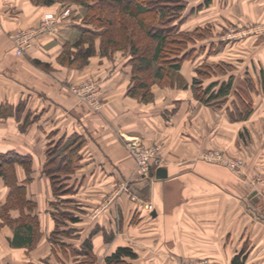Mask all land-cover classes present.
Masks as SVG:
<instances>
[{"label":"crops","instance_id":"0c3cea01","mask_svg":"<svg viewBox=\"0 0 264 264\" xmlns=\"http://www.w3.org/2000/svg\"><path fill=\"white\" fill-rule=\"evenodd\" d=\"M56 2L0 0V153L31 157L30 174L17 164L16 175L19 182L31 177L27 197L37 203L32 215L39 219L34 244L18 246L0 217V264H114L106 258L119 247L135 254L123 256L124 264H264V32L203 39L179 69L185 84H152V98L144 99L130 93L135 79L128 58L92 55L85 69L60 61L89 28L77 10L17 56L9 34L58 12ZM184 11L183 30L264 25V0H186ZM217 42L222 46L214 51ZM203 63L231 66L204 80L217 81V90L234 76L228 95L210 102L196 97L192 83ZM89 76L102 80L98 111L68 88ZM247 77L248 96L240 86ZM133 146H158L160 163L148 175ZM52 148L73 156L74 172L65 175L58 196L45 173ZM214 148L241 158V170L202 157ZM9 191L0 175L2 204ZM52 202L76 218L62 217L55 238ZM21 214L11 211L12 219Z\"/></svg>","mask_w":264,"mask_h":264},{"label":"trees","instance_id":"16d2710c","mask_svg":"<svg viewBox=\"0 0 264 264\" xmlns=\"http://www.w3.org/2000/svg\"><path fill=\"white\" fill-rule=\"evenodd\" d=\"M44 4L51 5L58 0H38ZM83 4L87 10L93 11L101 9L104 2L109 0H77ZM115 5L112 6L113 17L108 21V27L105 31L106 45L102 44L103 51L108 50L107 45L111 44H127L131 46L130 63H132V70L134 72L135 84L130 90L132 95H139L141 92L144 99L152 98L151 86L155 82L160 84H167L178 82L180 85L185 84L179 69L181 68L184 60L191 54L195 53L197 42L202 39L198 38L205 32V27L199 26L194 30L181 29L182 22L185 19L183 12L186 7V0H110ZM92 12V13H93ZM94 14V13H93ZM116 15V17H115ZM95 16V15H93ZM98 21L104 19L102 14L96 16ZM159 21L156 24H149V20ZM129 20H135L138 22L140 29L143 30V34L140 35L139 31L128 30L127 34L114 37L115 31L113 30L115 25H120L122 31H125L128 26ZM113 31V33H112ZM117 34V33H116ZM102 36V34L100 35ZM99 33L93 29H86L82 32L81 36L69 46L70 49L66 50L60 58V61L74 65L77 59L88 60L92 55L96 53V39ZM198 36V37H197ZM103 37V36H102ZM141 37L145 39L143 53H141L142 44ZM69 45V44H68ZM193 45V46H192ZM222 46V43H221ZM220 46V48H221ZM218 48V47H217ZM214 49V51L218 50ZM211 49L210 51H212ZM225 66V67H224ZM220 65L215 63H203L197 68V76L193 79V88L197 98L210 102L213 99L220 96H226L230 93L233 84L234 76H230L228 80L221 83L217 90L213 89L217 81H212L209 84L204 85V80L210 78L212 75L223 73L227 69L231 68L230 65ZM243 82L250 83L251 77L240 80L241 91L246 96L249 95L248 91L244 90ZM248 112L250 110H247ZM60 148H52L48 151L49 159L45 166V173L50 178L53 192L55 195H60L65 191V179L66 174L74 172L71 167V160L69 157L63 156ZM70 161V162H69ZM32 159L29 155H22L15 151H7L0 153V175L4 178L5 183L10 188L7 201L3 203V208L13 204L18 206L22 214L19 218L13 219L17 222L14 227V237L12 243L18 246L33 245L35 242L36 231L39 228V219L36 215H32V212L36 209L37 203L28 199L26 184L31 180L29 176L31 170ZM20 164L25 168V171L29 174L28 177L19 182L16 175V165ZM54 206V213L57 220V228L51 234L52 237H57L60 233V228L65 224L62 217H70L75 220L76 218L70 212H60L59 202H52ZM26 211H29L26 213ZM63 231V230H62ZM86 250L91 256L95 258L92 253V244L90 239L86 240ZM125 255L134 256V252L128 247H119L112 255L107 256V261L114 264H124L122 257ZM94 262H87L86 264H93Z\"/></svg>","mask_w":264,"mask_h":264},{"label":"rangeland","instance_id":"374dc122","mask_svg":"<svg viewBox=\"0 0 264 264\" xmlns=\"http://www.w3.org/2000/svg\"><path fill=\"white\" fill-rule=\"evenodd\" d=\"M56 3L59 4V5H62L58 12H56V13L54 12L57 16L60 17V19H63L64 17L68 16L71 12L76 13L75 11L77 10V11H79V15H80L81 21H83L86 26H89V29H93V30L97 31L99 33V36L102 34L103 37L100 36V37L97 38L99 40V45H98V48H96V53L94 55H100L102 60L106 59V60L113 61V62H115L116 60H123L125 58H128V63L131 64V66H132V63H130V58L132 57V54H131V46H129V43H127L126 45L125 44H122V45H117V44L116 45L115 44L107 45L108 46L107 47L108 50L107 51H103V47L104 46L102 44L106 45V43H103V42H106L107 41L106 39L108 38V36L103 34V33H105V31L107 30L108 27H111V25H108V22H109L108 20L114 16L113 15L114 13H112V10H113L112 6L115 5L114 2H111L110 0L106 1V2H104V4L101 7V9H98V10L96 9V10H94V12L90 11V10H87V8L83 4H81L79 1H77V0H58ZM100 14H102L104 16V19L101 20V21H98L96 19V16H98ZM185 14L186 13L184 11L182 15L186 17L187 14L186 15ZM93 15H95V16H93ZM115 17H116V15H115ZM39 22H37L34 25H28V26L22 27V28H20L18 30H15L14 32L9 34V38H10V40H11L13 46H14L15 52H16V49H15L14 38L16 37V34H22L21 32L36 26ZM128 23L129 24L126 27L125 31H122V28L120 27V25H115L113 30L117 34L115 33L114 37L117 38V36H120V38H122V34H124V35L127 34L126 32L128 30H134V32H133L134 35L133 36H135V31L136 32L139 31L140 35L143 34V30L140 29V27L138 25V22H136L135 20H129ZM148 23L157 25L159 23V21L158 20L157 21H155V20L153 21V20L150 19ZM203 27H205V26H203ZM86 28H88V27H86ZM205 29H206L205 32L201 36H199V37L197 36L198 38H202V39H200L198 41V43H197L198 46H200L201 44H204L205 40L203 41V39L218 38V36L221 33H222V35H228V36H234L236 33H238L240 35H244L246 32H255V33L262 32L263 33L264 32V25L259 24V25H256V26H250V27H246V28L228 27L227 29H225V28L223 29L222 28V30H220V28H218V27L207 26ZM112 33H113V31H112ZM145 39L147 41V38H144V37H141V39H140L141 42H142V44L140 45L142 47V49L140 51L141 53H143V51H144L143 49L145 48L144 43H143V42H145ZM215 41H218V40L215 39ZM220 46H221V43L217 42V43H215L213 48H215V49L217 47L220 48ZM218 48H217V50H218ZM16 54H17V52H16ZM21 55L22 56L25 55V52L23 54H17V56H21ZM90 63H91V58H89L87 61L84 60V59L83 60L82 59H77L76 63L74 65H72V67L76 68V69H85V68H87V66H89ZM42 66L44 67V64H42L41 67ZM231 69L232 68H229V70H231ZM132 72H133V70H132ZM88 80H99V82H101V84H102V80H100L99 78H96L94 76H89V77L84 78L82 81H80L78 83L70 84L68 86V88L72 92V87L73 86L81 85V84H83L84 82H86ZM156 83H158L161 86H175L178 82H174V83H169L168 82L165 85L160 84L158 81L155 82L154 84H156ZM74 96H76V95L74 94ZM96 111H98V110H96ZM207 152H212L211 159H208V158L205 157L204 154L207 153ZM218 155H220V156L222 155V156L220 158H218ZM202 157L205 158V160H208V161L220 162V163H222V164H224V165H226V166H228L230 168L236 169L237 171H240L241 168H242V165H243V160L241 158H235V157L226 156L222 151H220L219 149H216V148L206 150L205 152H203ZM234 164H240L241 167L234 168L233 167ZM12 203L13 204H10L9 206H6V207L3 208V206H2L3 204L0 202V217H1L2 221H3V226L4 227H8L11 231L14 230V227L17 225V222H15L12 219L11 211L18 210V206L15 205V202H12ZM61 206H62V208L65 207V205H63V204H61ZM71 207L75 208L74 205L71 206ZM60 212H62L61 208H60Z\"/></svg>","mask_w":264,"mask_h":264},{"label":"built area","instance_id":"2783aa9c","mask_svg":"<svg viewBox=\"0 0 264 264\" xmlns=\"http://www.w3.org/2000/svg\"><path fill=\"white\" fill-rule=\"evenodd\" d=\"M60 17L57 16L54 12H46L41 21L34 27L29 28L21 32L22 34H16L14 38L15 49L17 54H23L28 47L31 46L34 39L44 33H55L57 25L60 21ZM230 36V37H235ZM72 92L77 96V99L81 102H85L91 108L95 110H100L103 106L102 101V84L99 80H88L81 85H75L72 87ZM158 146H133V156L137 161V164L144 175L150 173L151 167L160 163V158L158 155ZM212 152L205 153V157L211 159ZM222 156V155H221ZM218 155V158L221 157ZM241 162V161H240ZM242 163V162H241ZM234 168L241 167L240 164H234ZM146 207L149 210L153 209V204L148 203ZM181 264H208L206 260H186Z\"/></svg>","mask_w":264,"mask_h":264},{"label":"water","instance_id":"95a60500","mask_svg":"<svg viewBox=\"0 0 264 264\" xmlns=\"http://www.w3.org/2000/svg\"><path fill=\"white\" fill-rule=\"evenodd\" d=\"M160 171H161V173H163L164 169H159L157 173H160Z\"/></svg>","mask_w":264,"mask_h":264}]
</instances>
